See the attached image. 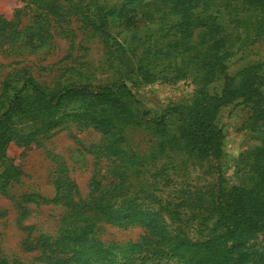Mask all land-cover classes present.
<instances>
[{"label":"trees","instance_id":"16d2710c","mask_svg":"<svg viewBox=\"0 0 264 264\" xmlns=\"http://www.w3.org/2000/svg\"><path fill=\"white\" fill-rule=\"evenodd\" d=\"M128 2L135 6L137 17L131 18L124 6L119 9L106 0H30L15 19L22 21L25 13L34 24L22 28L16 20L0 17V38L25 41L34 48L51 41V22L68 23L70 15L81 17L82 29L93 36L104 34L112 17L135 26L140 13V18L153 24H164L156 31L162 35L157 34L153 47L148 46L147 37L132 36L130 44L136 43L132 48L117 43L116 62L125 71L112 83L95 85L88 74L81 73L69 85L43 84L26 68L4 80L1 195H7L23 176L7 150L12 145L40 146L70 123L99 132L103 136L100 154L109 162V179H99L96 172L86 198L75 184L56 179L54 198L26 195L22 199L26 204L18 203L20 222L30 216L28 203L66 209L57 238L28 237L25 249L38 251L45 264H134L136 256L141 263L170 259L182 264H249L253 255L247 243L264 231V63L232 74L227 61L245 39L254 35L249 43L253 44L264 36V0ZM230 10L233 14L228 13L227 22ZM35 26L40 27L38 33ZM62 33L74 39L71 32ZM167 37L170 40L165 42ZM158 61L173 67L172 84L191 80L194 86L189 98L161 114L148 110L132 89L156 81ZM220 80L222 92L211 94L208 87ZM237 101L250 110L244 126L260 136L256 147L240 155V165L253 174L249 188L228 185L221 167L225 137L216 120L224 106ZM128 130L146 133L149 140L144 150L131 147ZM195 171L208 175V184L199 185L200 176L191 179ZM102 222L123 228L139 225L146 235L140 243L122 249L106 246L93 236ZM0 264L25 263L10 260L0 251Z\"/></svg>","mask_w":264,"mask_h":264},{"label":"rangeland","instance_id":"374dc122","mask_svg":"<svg viewBox=\"0 0 264 264\" xmlns=\"http://www.w3.org/2000/svg\"><path fill=\"white\" fill-rule=\"evenodd\" d=\"M29 1L0 0V17L9 22L13 20L19 22L18 19H15V15L18 11H23ZM106 1L110 6L119 9L124 6L128 12H131L129 14L131 18L137 17L135 6L128 0ZM117 8H114V11H118ZM228 13L233 14L232 10L228 11L227 15ZM23 14L24 18L19 22V28L27 23H29L28 26L33 25L30 16ZM68 15L70 14L68 13ZM138 16L139 20L136 21L135 26L132 24L133 22L123 24L116 17H112L105 35L93 36L88 34L85 28L82 29L81 17L72 18L70 15L68 23L51 22L52 39L43 48L26 45L25 41L0 38V91L4 80L22 68L28 69L43 84L64 83V85H69L74 80L77 81L81 73L88 74L95 85L112 83L120 78L122 71H125V68L116 62L120 57V46L117 43L124 48L128 46L132 48L136 44H130L132 36L147 37L148 46L153 47L158 37L157 34L162 35L156 31L164 24H153L145 17L140 18V13ZM228 21H230L229 15ZM166 23L170 22L166 20ZM61 25H63L62 29ZM64 30L71 32L74 39L68 38L62 33ZM39 31L40 27L35 26L34 32L38 33ZM39 36H35L36 39ZM253 37L254 35L250 39H254ZM250 39H245L241 49H238L236 54L227 61L230 73L236 74L249 65L264 63V36L258 38L253 44H249ZM169 40L168 37L164 38L165 42ZM170 56L174 58L175 53L172 52ZM160 63V61L156 63L159 67L155 70L157 78L153 84L140 89L132 88L137 99L148 110L157 114L163 113L171 104L189 98L194 90L191 80L172 84L170 79L174 76L173 67H168L167 63L166 68ZM223 86L224 82L220 80L210 85L208 90L211 94H220ZM249 116V108L243 105L242 101H237L224 106L216 120L217 126L224 132L226 157L221 167L225 180L230 186L249 188L252 183L253 174L240 165V155L259 144V135L250 132L248 127L244 126ZM127 138L131 147L136 150L137 148L144 150L149 140L146 133L135 130H128ZM102 142L103 136L99 132L93 129H81L78 125L70 123L40 146L19 148L12 145L7 150V157L14 161L23 176L19 183L9 188L7 195L0 194V251L6 257L10 260H21L25 264H45L39 260L41 254L38 251L32 253L26 251L25 242L28 237L31 240L41 236L57 238L60 235L61 221L66 209L60 205L28 203L26 206L29 208L30 216L20 222L18 203L22 202L26 195H40L46 199L54 198L56 190L52 183L56 179H62L63 183L75 184L82 197L86 198L96 172L99 179L102 177L109 179L107 175L109 162L100 154ZM179 175L184 179L182 173ZM191 175V179L200 176L202 183L199 185L208 184L205 183L209 181L208 175L201 176L200 171L192 172ZM181 178H179L180 181ZM105 181L102 182L105 183ZM22 203L26 204L24 201ZM27 228L30 230L27 231ZM145 235V229L139 225L123 228L102 222L96 227L93 236L106 246L122 249L125 246L140 243ZM246 249L253 255L249 264H264V231L250 240ZM127 250L124 249V252ZM117 252L118 250H116ZM127 257H130V251ZM140 259L136 256L133 259L134 264H182L170 259L149 260L146 263H141Z\"/></svg>","mask_w":264,"mask_h":264}]
</instances>
